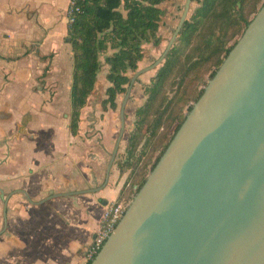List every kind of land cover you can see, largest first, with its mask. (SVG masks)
Returning a JSON list of instances; mask_svg holds the SVG:
<instances>
[{"label":"water","instance_id":"1","mask_svg":"<svg viewBox=\"0 0 264 264\" xmlns=\"http://www.w3.org/2000/svg\"><path fill=\"white\" fill-rule=\"evenodd\" d=\"M191 3L152 67L165 61ZM148 68L128 86L108 175L126 102ZM90 264H264V4Z\"/></svg>","mask_w":264,"mask_h":264},{"label":"crops","instance_id":"2","mask_svg":"<svg viewBox=\"0 0 264 264\" xmlns=\"http://www.w3.org/2000/svg\"><path fill=\"white\" fill-rule=\"evenodd\" d=\"M70 1L0 0V264H86L108 204L129 203L111 132L70 129Z\"/></svg>","mask_w":264,"mask_h":264},{"label":"trees","instance_id":"3","mask_svg":"<svg viewBox=\"0 0 264 264\" xmlns=\"http://www.w3.org/2000/svg\"><path fill=\"white\" fill-rule=\"evenodd\" d=\"M164 1H77L81 12L77 13L74 22L69 24L68 37L74 52L71 90L72 114L70 121L72 133H78L81 109L87 104L88 98L98 81V73L101 68L100 54L109 48L108 43H112V49H117L113 55L106 57V62L110 65L107 79L111 85L107 88L108 98L105 100V104L109 102L110 107L115 108L117 106L116 96L119 93L127 92L130 84L132 76L128 72L138 69L139 62L143 57V43L150 41H153L155 45L160 43V37L157 32L164 14V9L160 5ZM258 1L200 0L199 6L194 10L190 19H186L179 33V40L190 44L207 21L211 22L210 31L205 39H203V46L198 49V55L201 57L196 58L197 60L192 64L190 63L186 68L190 69L198 63L212 62L211 64L215 68L211 71L209 77L213 78L237 42L235 41L233 44L228 45L229 39L238 34L237 30L239 28L241 30H239V33L243 34L252 21L246 13L247 8L252 7L254 11ZM231 29L235 31L231 36H228V31ZM191 59L190 57L188 61H191ZM182 62L178 45H173L149 87L150 96L148 102L137 110L138 129L129 139L126 160L119 163L122 172L130 167L132 158L135 157V150L144 134H149V137H155L162 127L164 120L167 119L170 101L164 102L163 90L170 83L171 79L176 76L178 70L181 72ZM187 69L182 73L181 78L186 77L188 74L186 72ZM203 92L204 88L197 93L194 100L197 101ZM156 103H158V108L155 112ZM191 109L192 105L188 107L189 111ZM154 112L155 115L151 117ZM185 118L186 116L175 126L173 135L165 144L152 169L159 161ZM143 127L145 130H143ZM142 131H144V134ZM146 179L147 177L137 186V191L143 186Z\"/></svg>","mask_w":264,"mask_h":264},{"label":"rangeland","instance_id":"4","mask_svg":"<svg viewBox=\"0 0 264 264\" xmlns=\"http://www.w3.org/2000/svg\"><path fill=\"white\" fill-rule=\"evenodd\" d=\"M186 0H165L160 6L164 9V14L161 18L158 36L160 37V43L155 45L153 41L143 43V57L139 62L138 69L136 71L130 70L128 74L133 76L137 71L146 69L135 82L129 98L125 106V130L119 147L118 155L121 157L117 161V166L121 175L126 174V187L128 190L125 194L127 201L131 202L136 195L137 186L143 181L145 177H148L152 170V166L157 157L163 150L165 144L169 141V138L174 133V128L177 123L189 113L188 107L193 105L197 93L205 88L210 81V73L215 67L212 62L198 63L196 66L187 69L189 64L193 63L196 58L201 57L198 55V49L204 44L203 39L210 31L211 22L207 21L203 28L195 35L190 44L179 40V36L176 38L174 45H178L180 49V56L182 58L181 72L178 70L176 76L171 79L163 90L164 102L170 101L169 115L164 120L162 127L157 132L155 137H149V134H144L137 149L135 150V157L132 158L130 167L124 172L121 171L119 163L126 160V150L129 145V139L134 134L137 128V110L148 102L150 92L149 87L157 74L158 69L163 64L160 63L155 67L153 64L162 56L165 52L169 41L180 21L183 14ZM264 0H259L256 5V9L248 7L246 13L249 19H253L257 14V11L261 8ZM200 0H193L187 19H190L194 10L199 6ZM70 24V23H69ZM240 28L237 30L238 34L229 39L228 45L233 44L241 37ZM234 29L228 31V36H231ZM241 31V30H240ZM112 43H108L109 48L100 54L99 59L101 62V68L98 73V81L95 88L88 98L87 104L81 109L79 120V131L87 132L92 130L96 134L103 135V131H110L112 134V143L117 141V138L121 130V105L127 92L119 93L116 96L117 106L111 108L109 102L105 104V100L108 98L107 88L111 83L107 79V74L110 69V65L106 62V57L113 55L117 49L111 48ZM200 46V47H199ZM191 61H188L189 58ZM187 69L186 77L181 78L182 73ZM179 74V76H177ZM181 78V80H180ZM128 86V85H127ZM162 95V98H163ZM160 100V99H159ZM158 103L155 105V112L158 108ZM152 114L151 117L155 115ZM72 114V108L70 116ZM97 115L99 123L91 124V117ZM91 124V125H90ZM146 128V126H144ZM143 127V130H145ZM112 144V145H113ZM112 148V147H111Z\"/></svg>","mask_w":264,"mask_h":264},{"label":"built area","instance_id":"5","mask_svg":"<svg viewBox=\"0 0 264 264\" xmlns=\"http://www.w3.org/2000/svg\"><path fill=\"white\" fill-rule=\"evenodd\" d=\"M77 1L78 0L70 1V5L67 11L69 23L74 22L76 14L81 12V8L77 4ZM128 204L129 203L125 201L108 204V207L103 215L101 226L84 256L86 264H90V262L100 251L105 241L113 232L122 215L124 214Z\"/></svg>","mask_w":264,"mask_h":264},{"label":"flooded vegetation","instance_id":"6","mask_svg":"<svg viewBox=\"0 0 264 264\" xmlns=\"http://www.w3.org/2000/svg\"><path fill=\"white\" fill-rule=\"evenodd\" d=\"M122 106V105H121ZM121 112V111H120ZM118 140V139H117Z\"/></svg>","mask_w":264,"mask_h":264}]
</instances>
